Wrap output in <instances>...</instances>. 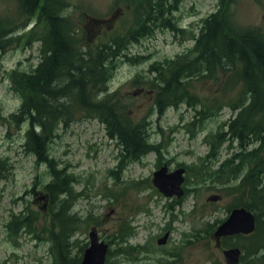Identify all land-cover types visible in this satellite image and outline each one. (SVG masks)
Segmentation results:
<instances>
[{
	"label": "rangeland",
	"instance_id": "1",
	"mask_svg": "<svg viewBox=\"0 0 264 264\" xmlns=\"http://www.w3.org/2000/svg\"><path fill=\"white\" fill-rule=\"evenodd\" d=\"M63 1L68 4L64 15L76 29L77 37H83L84 43L89 46L124 31L132 21V3L128 0ZM220 7V0H184L177 15L181 18V27L187 32L178 34L166 29L158 30L153 36L132 44L127 55L143 57V61L130 63L124 59L117 60L118 65L102 91V95H112L120 105L125 106L134 121L146 119L151 140L159 144L158 153H150L140 161L128 164L115 178L110 171L115 170L118 163V148L115 140L106 134L102 122L94 116L76 113L71 122L59 127L57 137L50 144V151L59 166L75 178L71 212L78 217L68 239V258L81 253L91 228H95L101 238L110 240L120 236L119 227L129 221L138 232L137 238L130 241L132 244L144 243L146 239L153 251L154 237L163 234L167 228L173 231V243L177 246L193 241L187 243L186 264H222L223 258L212 239L202 238L215 230L216 221L218 223L225 218L229 205L234 202L242 205L249 201L245 187H241L237 194L231 193L226 183L221 185L209 180L195 182L192 176L197 167L202 168L205 164L203 157L210 148L206 137L223 128L229 118L235 117L236 111L224 106L215 116L204 114L195 117L194 109L180 105L168 108L159 116L153 108L154 92L145 85L133 83L135 76L149 74L148 68L155 61L172 60L191 48L193 41L189 40L190 34L194 32L197 35L202 18ZM231 9L240 26L264 30V0H234ZM1 17L13 19L16 23L26 21L19 17L14 0H0ZM32 20L27 19L25 25L17 29L19 34L32 26ZM39 59L38 42L31 43V46L19 44L0 50V164L4 163V168L0 167V264H56L55 253L51 251V231L56 232L57 226L52 225L50 204L47 198H43L46 195L43 186L50 176L47 168L36 164L34 156L23 148L27 125L21 121L16 123L11 118L18 110L20 99L11 88L8 74L17 67L30 70ZM225 79L222 76L219 80H195L191 88L204 100L206 107L211 104L212 98H218L223 104L234 100L240 91V88L233 89L230 85L225 90ZM239 147V141H225L220 147L218 161L211 160L206 165L211 170L217 169L232 154H238ZM256 161L264 167V154L259 155ZM162 162L172 168L187 166L185 185L189 195L182 205L160 199L152 189V174ZM250 167L248 163L245 170ZM34 182L35 195L32 194ZM78 192L81 194L78 195ZM212 195L221 199L208 201L207 198ZM164 205L168 212H163ZM17 215L22 218L28 216L30 227L14 234L7 224L12 216ZM84 219L89 220L84 223ZM191 231L203 235L197 240L190 236ZM188 232L187 237L180 235ZM258 235L255 234V241ZM246 245L242 243L243 251ZM134 256V259L126 260L113 254L108 264H139V260L144 264H155L150 258L154 257L153 253L136 252ZM144 256L147 259L143 261ZM246 260L244 258L242 262Z\"/></svg>",
	"mask_w": 264,
	"mask_h": 264
},
{
	"label": "trees",
	"instance_id": "2",
	"mask_svg": "<svg viewBox=\"0 0 264 264\" xmlns=\"http://www.w3.org/2000/svg\"><path fill=\"white\" fill-rule=\"evenodd\" d=\"M14 1L19 17L26 21L16 23L10 18H0V50L38 42L40 59L30 70L17 67L8 74L11 88L20 99L18 110L11 118L27 125L23 148L34 156L36 164L47 168L50 176L43 186L46 192L43 198L48 199L52 225L57 226L56 232L51 231L54 262L77 264L79 257H67L68 239L78 221L77 214L71 212L75 178L59 166L49 144L52 137L58 135L61 125H67L76 113H82L96 117L103 123L109 138L115 140L118 163L115 170L110 171L115 178L128 164L138 162L150 153H158L159 144L151 140L146 119L134 121L125 106L112 95H102V91L118 65L117 60L143 61V57L127 55L132 44L153 36L158 30L178 34L187 32L181 27V18L177 15L184 0H128L132 3L129 27L94 46L85 44L83 37H77L76 29L64 15L68 4L63 0ZM233 2L220 0L221 7L202 18L198 34H190L191 48L172 60L155 61L148 68L149 74L135 76L133 83L145 85L154 92L153 108L159 116L168 108L180 105L194 109L195 117L215 116L224 106L239 110L234 118L222 125L223 128L206 137L210 144L209 153L203 157V167H197L192 177L195 182L226 183L231 193H238L241 187H245L249 201L243 206L261 213L264 211V186L259 178L264 173L262 167L254 165L246 171L234 164L233 155L217 169L211 170L206 165L211 160L218 161L220 147L225 141L237 140L242 145L252 136L264 139V124L253 121L264 119V30L240 26L231 9ZM29 18H33L32 26L19 34L17 29L23 27ZM222 76L226 77L225 90L229 85L240 88L237 97L223 104L218 98H212L206 107L204 100L193 92L191 83L205 78L219 80ZM3 164L1 162V169ZM243 172L245 176L239 179ZM35 186L36 182L33 183ZM32 194L35 195L36 190L33 189ZM7 226L17 234L20 229L30 227L28 216H12ZM133 229L135 227L126 221L118 230L124 233ZM256 229L259 230L260 226Z\"/></svg>",
	"mask_w": 264,
	"mask_h": 264
},
{
	"label": "bare ground",
	"instance_id": "3",
	"mask_svg": "<svg viewBox=\"0 0 264 264\" xmlns=\"http://www.w3.org/2000/svg\"><path fill=\"white\" fill-rule=\"evenodd\" d=\"M235 111H236V114H237L239 110H235ZM253 121H254V123L264 124V119H255ZM244 126L245 127H248L247 124H244ZM247 132H250V131L248 130ZM262 136H264V134H262ZM56 137L57 136H53L52 137V141L50 142V144L53 142V140ZM50 144H49V149H50ZM253 144H254V146H251ZM262 147H264V139H262V138H255L254 136L250 137V141L247 143V145H240L239 150H242L243 151L241 154H236V153L235 154H232L234 156V158H235V161L237 162L236 164L238 166H240L241 168H243L244 170L247 167V164L248 163H250L251 167L254 166V165L255 166L256 165H259L260 167H262V165L258 161H256L257 158H258V156L254 157L251 154L253 150H255V151L256 150H259ZM232 155H231V157H232ZM163 166H166L167 167V174L173 173L174 171L183 168L184 169V173H183L182 176H183V179L184 180L181 183L179 189H166V191L168 193H170V195H166L159 188H156L153 185V174H152V185L154 187L152 189L156 192V194L159 196L160 199H163L165 201H169L170 202V201H173L174 198L180 199L184 195V193H183V186H185V174L188 172L187 166L184 164V165H178V166L172 168L171 166H168L166 163H164L161 167H163ZM169 167H171L173 170L172 171H169ZM262 169L264 170V167H262ZM245 174L246 173L243 172V175L244 176H245ZM263 177H264V173L261 174V176L259 177L260 178V184L261 185L264 182L263 181V179H264ZM239 179H241V177ZM34 190H36V188ZM188 191L189 190L187 189V196L189 195V192ZM212 196H214V195H212ZM215 196H218V195H215ZM208 198H207V200H208ZM220 199H221V197H219V199L217 201H219ZM217 201H215V202H217ZM210 202H213V201H210ZM177 205H180V204H177ZM232 205H234V206L231 207ZM242 208L245 209L246 211L250 212L253 215V217H254V229L249 234L237 233V234H234V235H244V236H248V235H251L255 231L258 232L259 235H258V239H257V242L255 243V245L253 247L251 245L244 246L245 249L247 250V253L245 254L244 258L247 259L246 262H256L257 261V262H262L263 263L264 262V211L261 212V213H259L256 210H251V209H248V208L244 207L243 204L242 205H238V204H236V202H234V203H232L231 205L228 206L227 213H226L228 215L225 218V220L223 219L224 221L221 220V221H219L218 223L215 224L216 225L214 227L215 230L212 231L213 236L215 237L216 240H218L220 238H223V237H227V236H234V235H227V236L226 235H223V236H220L219 238H217L215 236V232H216V229L218 228V226H220L221 224H223L228 219V217L230 216V214L232 213L233 210H235V209H242ZM169 209L170 210H173V207H170ZM165 211L168 212L166 206L164 205L163 212L165 213ZM164 213H163V215H164ZM258 225L260 226V229L259 230L256 229ZM166 229L164 230L165 232L168 230V229L167 230ZM121 233H122L120 235L121 237L115 236V238H110V240L109 239L106 240V239L101 238L100 241L103 242L107 246V251H106V255H105L104 264H108V260L109 259H112L113 257H115V256L111 257V255H113V254L116 255L117 257H123L124 259L127 260V259H134L135 258L134 255H136V252H137V254L143 253L144 246H149V249L151 250V248H150V241L149 240H146L145 239L144 243L142 242V243H134V244H132L130 242L131 240H135L137 238V233L138 232L135 229H133L130 232L128 231V232H124V233L121 232ZM191 233H192L191 236L194 239H197V240H198V238H201L200 235H203V234H198V231H191ZM189 234H190V232H188V233H180L181 236H184V235L186 236V235H189ZM205 234H206V232H205ZM205 238L206 237H203L202 239H205ZM165 239H166V235H164L162 238H161V235L160 234L157 235V236H155L154 237V245L153 246L162 244V240H165ZM171 247L172 248H175L174 245H172ZM113 248H114L115 252H113ZM232 249H238V248H232ZM229 250H231V249H229ZM153 251L151 250L148 253H153ZM198 252L200 253L202 251H198ZM239 252H240V250H239ZM150 258H152L153 261L155 260L154 257H150ZM239 258H240V254H239ZM146 259L147 258L145 256L142 257V260L143 261L146 260ZM82 260H83V256H82L81 261L79 259L80 263L82 262ZM238 261H239V259H238ZM237 263H235V264H237ZM139 264H144V263H141L140 260H139Z\"/></svg>",
	"mask_w": 264,
	"mask_h": 264
},
{
	"label": "water",
	"instance_id": "4",
	"mask_svg": "<svg viewBox=\"0 0 264 264\" xmlns=\"http://www.w3.org/2000/svg\"><path fill=\"white\" fill-rule=\"evenodd\" d=\"M184 169H178L173 173L167 174V167L163 166L153 173V185L159 188L164 194L170 195L166 189H179L183 182ZM218 196H210L209 201H217ZM254 229V217L245 209H235L232 211L228 219L218 226L215 236L219 238L223 235H234L237 233L249 234ZM90 245L85 250L83 260L80 264H104L107 246L103 242L98 241V235L93 229L89 233ZM225 257L228 264H235L239 259V250H227Z\"/></svg>",
	"mask_w": 264,
	"mask_h": 264
},
{
	"label": "flooded vegetation",
	"instance_id": "5",
	"mask_svg": "<svg viewBox=\"0 0 264 264\" xmlns=\"http://www.w3.org/2000/svg\"><path fill=\"white\" fill-rule=\"evenodd\" d=\"M262 149H263V147L259 150H256V151L253 150L251 154L254 157L259 156L261 154H264ZM242 152H243L242 150H239L237 153L240 154ZM163 164L164 163L162 162V165ZM162 165L158 166L157 169L159 167H161ZM172 170L173 169L171 167H169V171H172ZM187 189H188L187 185L183 186L184 195L180 199L174 198L173 201H171V202H173L175 204L182 205L184 203V201L186 200V197H187ZM227 215L228 214H226L225 218L227 217ZM225 218H223V219L225 220ZM255 234H259V233L255 231L251 235H248V236L234 235V236L223 237V238L216 240L215 237L213 236V233L211 232V233L207 234L208 236L206 235L205 237L212 239V241L214 242L213 244H214L216 250H218L220 252V255L223 258L222 264H228L224 253L227 250L232 249V248H238L240 250V258H239V261L237 264H256L257 261L256 262H246L247 261L246 259H245L246 261L242 262V260L244 259L243 256H245V254L247 253V250L244 249V251H243L241 248L242 243L251 245L253 247L255 245V243L257 242L254 240ZM160 235H161V238L164 235H166V239L162 240V244L154 246L153 255L155 258V260H154L155 264H186V260L188 259V255L186 254L187 253L186 250L189 246L188 244H191V242H193V241L188 240V242H187L188 244L185 243L182 246L181 245L176 246L175 243H173V239H172L173 231L168 229L165 233L160 234ZM184 237H187V236L184 235ZM99 239L101 240V237H99ZM257 239H258V237H257ZM238 243H240L241 245L239 246ZM88 245H89V239L84 244V247L86 248ZM172 245H174L175 248H172L171 247ZM85 248H84V250H85ZM84 250H82V252L79 254L80 261L82 259V255H83ZM149 251H151L149 249V246H144L143 252H149ZM242 252H243V254H242ZM261 264H264V262L263 263L261 262Z\"/></svg>",
	"mask_w": 264,
	"mask_h": 264
}]
</instances>
